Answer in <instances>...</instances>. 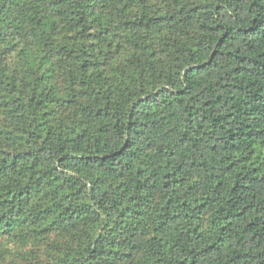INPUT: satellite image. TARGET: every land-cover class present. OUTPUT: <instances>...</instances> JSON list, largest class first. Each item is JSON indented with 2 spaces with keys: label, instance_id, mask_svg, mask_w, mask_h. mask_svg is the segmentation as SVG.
<instances>
[{
  "label": "trees",
  "instance_id": "obj_1",
  "mask_svg": "<svg viewBox=\"0 0 264 264\" xmlns=\"http://www.w3.org/2000/svg\"><path fill=\"white\" fill-rule=\"evenodd\" d=\"M0 264H264V0H0Z\"/></svg>",
  "mask_w": 264,
  "mask_h": 264
}]
</instances>
